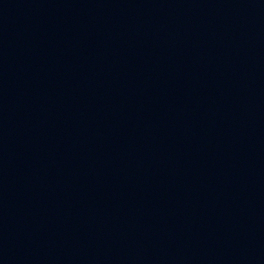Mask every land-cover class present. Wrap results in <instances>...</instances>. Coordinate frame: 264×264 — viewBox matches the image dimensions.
Returning <instances> with one entry per match:
<instances>
[{
	"label": "water",
	"instance_id": "1",
	"mask_svg": "<svg viewBox=\"0 0 264 264\" xmlns=\"http://www.w3.org/2000/svg\"><path fill=\"white\" fill-rule=\"evenodd\" d=\"M0 264H264V0H0Z\"/></svg>",
	"mask_w": 264,
	"mask_h": 264
}]
</instances>
